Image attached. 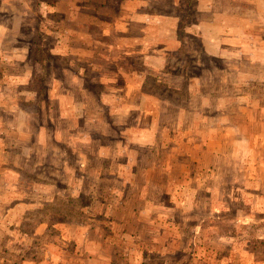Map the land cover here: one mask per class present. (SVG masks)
<instances>
[{
  "label": "rangeland",
  "instance_id": "374dc122",
  "mask_svg": "<svg viewBox=\"0 0 264 264\" xmlns=\"http://www.w3.org/2000/svg\"><path fill=\"white\" fill-rule=\"evenodd\" d=\"M257 1L0 0V264H264Z\"/></svg>",
  "mask_w": 264,
  "mask_h": 264
},
{
  "label": "crops",
  "instance_id": "0c3cea01",
  "mask_svg": "<svg viewBox=\"0 0 264 264\" xmlns=\"http://www.w3.org/2000/svg\"><path fill=\"white\" fill-rule=\"evenodd\" d=\"M250 1V0H249ZM251 2H253V1H251ZM255 2H258L257 0H255Z\"/></svg>",
  "mask_w": 264,
  "mask_h": 264
},
{
  "label": "trees",
  "instance_id": "16d2710c",
  "mask_svg": "<svg viewBox=\"0 0 264 264\" xmlns=\"http://www.w3.org/2000/svg\"><path fill=\"white\" fill-rule=\"evenodd\" d=\"M82 225H85V224H82Z\"/></svg>",
  "mask_w": 264,
  "mask_h": 264
}]
</instances>
